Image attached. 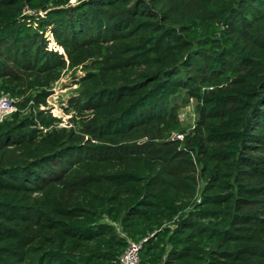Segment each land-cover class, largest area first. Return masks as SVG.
<instances>
[{"label":"trees","instance_id":"obj_1","mask_svg":"<svg viewBox=\"0 0 264 264\" xmlns=\"http://www.w3.org/2000/svg\"><path fill=\"white\" fill-rule=\"evenodd\" d=\"M2 94L0 264H264V0H0Z\"/></svg>","mask_w":264,"mask_h":264},{"label":"rangeland","instance_id":"obj_2","mask_svg":"<svg viewBox=\"0 0 264 264\" xmlns=\"http://www.w3.org/2000/svg\"><path fill=\"white\" fill-rule=\"evenodd\" d=\"M81 75V70L67 71L61 80L53 86V95L49 99V109L61 120L63 126H70L73 124V119H80L77 113L69 107V101L76 94L78 85L75 80ZM180 119L186 129L192 126L195 121L193 109L191 107L184 109Z\"/></svg>","mask_w":264,"mask_h":264},{"label":"built area","instance_id":"obj_3","mask_svg":"<svg viewBox=\"0 0 264 264\" xmlns=\"http://www.w3.org/2000/svg\"><path fill=\"white\" fill-rule=\"evenodd\" d=\"M17 111L15 100L8 94H2L0 96V123L9 118L13 113ZM62 127H72L63 126ZM177 139H183V135H175ZM140 249L141 244L130 242L126 251L120 259V264H142L140 261Z\"/></svg>","mask_w":264,"mask_h":264}]
</instances>
